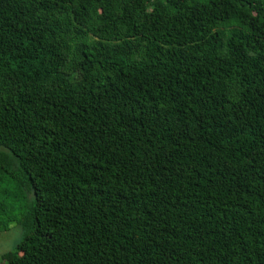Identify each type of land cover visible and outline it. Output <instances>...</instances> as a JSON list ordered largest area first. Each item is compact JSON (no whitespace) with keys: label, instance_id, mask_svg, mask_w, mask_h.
<instances>
[{"label":"trees","instance_id":"trees-1","mask_svg":"<svg viewBox=\"0 0 264 264\" xmlns=\"http://www.w3.org/2000/svg\"><path fill=\"white\" fill-rule=\"evenodd\" d=\"M14 168L0 264H264V0H0Z\"/></svg>","mask_w":264,"mask_h":264},{"label":"rangeland","instance_id":"rangeland-1","mask_svg":"<svg viewBox=\"0 0 264 264\" xmlns=\"http://www.w3.org/2000/svg\"><path fill=\"white\" fill-rule=\"evenodd\" d=\"M11 173L16 175L17 178L15 180H11L10 174H0V191L10 194V197L6 200L8 204L16 208H26L34 200V197L28 194L26 185L19 189L18 186L24 182V179L21 173L18 172V168L12 169ZM24 235L25 231L18 221L12 223L9 231L0 230V258L4 253L13 250L23 240Z\"/></svg>","mask_w":264,"mask_h":264}]
</instances>
